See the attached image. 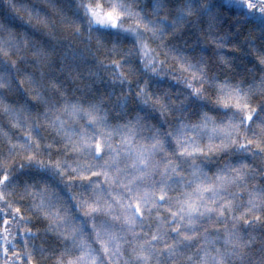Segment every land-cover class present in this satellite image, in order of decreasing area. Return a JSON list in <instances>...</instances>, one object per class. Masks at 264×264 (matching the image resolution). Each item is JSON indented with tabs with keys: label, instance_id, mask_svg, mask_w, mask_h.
Returning <instances> with one entry per match:
<instances>
[{
	"label": "clouds",
	"instance_id": "obj_1",
	"mask_svg": "<svg viewBox=\"0 0 264 264\" xmlns=\"http://www.w3.org/2000/svg\"><path fill=\"white\" fill-rule=\"evenodd\" d=\"M0 264H264V0H0Z\"/></svg>",
	"mask_w": 264,
	"mask_h": 264
}]
</instances>
